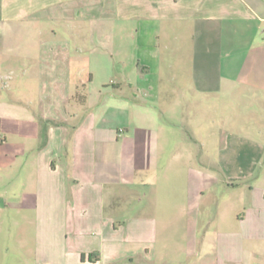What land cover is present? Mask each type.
Here are the masks:
<instances>
[{
  "label": "crops",
  "instance_id": "1",
  "mask_svg": "<svg viewBox=\"0 0 264 264\" xmlns=\"http://www.w3.org/2000/svg\"><path fill=\"white\" fill-rule=\"evenodd\" d=\"M118 1L155 35L147 76H160L157 44L176 27L196 28L191 36L201 41L216 28L224 60L212 72L184 71L196 83L95 92L91 57L41 41L36 84L0 95V264H264V0ZM28 11L26 0H0V20ZM22 76H30L27 65ZM141 90L148 95L139 97ZM205 91L210 106L224 99L244 107L233 121L244 130L227 128L231 142L219 147L207 178L199 163L192 183L153 179L147 208L127 212L131 194L139 195L169 140L183 132L178 122L187 126L189 108L205 104ZM160 103L179 119L158 124ZM196 145L204 148L199 139ZM181 149L175 155L183 170L193 153ZM220 186L227 197H215Z\"/></svg>",
  "mask_w": 264,
  "mask_h": 264
},
{
  "label": "rangeland",
  "instance_id": "2",
  "mask_svg": "<svg viewBox=\"0 0 264 264\" xmlns=\"http://www.w3.org/2000/svg\"><path fill=\"white\" fill-rule=\"evenodd\" d=\"M26 1L29 11L23 12L20 19L0 20V95L8 92L9 88L17 89L24 84H36L37 76L34 74L41 41H58L72 56L91 57L94 75L92 89L98 92L104 85L111 88L121 87L123 90L121 94L131 93L129 83L147 85L160 81L162 86L185 81L196 83L197 76L185 74L184 71L197 66L212 72L220 61L223 62L226 54L220 48L223 34L216 28L214 31L210 30L207 35L210 37L201 41L198 36L193 38L191 36L196 28H185L186 33H182L181 29L176 27L171 33L162 32L160 42L157 44L159 65L155 67L160 68V76L155 73L147 76L145 66L151 65L149 63L154 55L155 35L150 34L151 30L145 23L132 17V12H127L118 0H44V6L37 10L31 6L34 0ZM16 13L13 10V16ZM163 30H166L165 26ZM24 54H27V57L22 58ZM24 65L30 69V76L25 78L22 76ZM212 77L216 79V76ZM211 84L213 82L209 83ZM137 94L143 98L145 94L148 95V90H141ZM203 96L205 99L203 106L189 108L188 127L178 122V130L183 128V132L177 131L169 140L167 151L159 158L157 173L151 174V178H145L146 185L138 189L139 195L131 194L130 201L125 204L127 212L140 205L147 208L149 200H153L149 187V182L153 179L160 184L167 178L173 182L183 180L192 183L195 180L193 167L199 163L205 165L207 178L212 174L209 168L218 159L217 150L231 142L225 135L227 128L235 125L238 130H244L245 123L238 122L239 118L242 119L245 115L244 107L232 106L224 99H221L219 106H210L208 102L213 98L212 94L205 91ZM153 111L157 114L158 124L167 125V121L179 119V114L176 116L174 113H167L162 103L154 105ZM234 118L238 119L236 124L233 122ZM191 127H194V131ZM213 131L216 133L215 137L212 136ZM193 132L203 143V149L196 145L198 139L192 137ZM182 143L193 153L182 161L183 170L176 157L182 150ZM193 189L192 187L189 189L190 192L187 194L189 198ZM172 191L175 196L181 194L179 187H172ZM225 191L226 189L220 186L215 189L214 195L220 198L227 197L228 192Z\"/></svg>",
  "mask_w": 264,
  "mask_h": 264
},
{
  "label": "built area",
  "instance_id": "3",
  "mask_svg": "<svg viewBox=\"0 0 264 264\" xmlns=\"http://www.w3.org/2000/svg\"><path fill=\"white\" fill-rule=\"evenodd\" d=\"M2 141V138L0 137V142Z\"/></svg>",
  "mask_w": 264,
  "mask_h": 264
}]
</instances>
